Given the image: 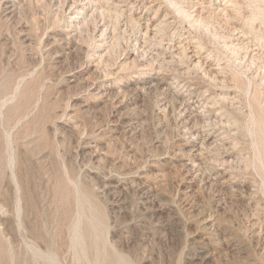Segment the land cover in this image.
Listing matches in <instances>:
<instances>
[{
    "label": "rangeland",
    "instance_id": "1",
    "mask_svg": "<svg viewBox=\"0 0 264 264\" xmlns=\"http://www.w3.org/2000/svg\"><path fill=\"white\" fill-rule=\"evenodd\" d=\"M175 2L0 0V264H264V0Z\"/></svg>",
    "mask_w": 264,
    "mask_h": 264
},
{
    "label": "bare ground",
    "instance_id": "2",
    "mask_svg": "<svg viewBox=\"0 0 264 264\" xmlns=\"http://www.w3.org/2000/svg\"><path fill=\"white\" fill-rule=\"evenodd\" d=\"M170 2L172 4H174L175 6L177 5V2H175V0H170ZM11 10V9H10ZM14 11V10H13ZM224 12V11H223ZM227 13V12H226ZM228 16V15H227ZM117 17V16H116ZM257 18H255L256 20ZM89 21V20H88ZM81 29V28H80ZM143 85V84H142ZM198 107V106H197ZM199 108V107H198ZM197 110V109H196ZM197 113V111H196ZM202 114V113H201ZM194 116V115H193ZM197 117V116H196ZM199 117V116H198ZM202 118V117H201ZM205 121V120H204ZM208 123V122H207ZM262 123L264 124V119L262 121ZM201 125V124H200ZM214 125V124H213ZM205 126V125H204ZM203 126V127H204ZM212 126V125H211ZM213 127V126H212ZM215 128V127H214ZM195 129V128H194ZM200 129V128H199ZM204 129V128H203ZM212 129V128H211ZM204 133V132H203ZM201 134V133H200ZM213 135V134H212ZM212 135H209L206 133L205 137L206 138H210ZM197 140V139H196ZM199 140V139H198ZM197 140V142H198ZM201 144V143H199ZM194 147V153H195V158L192 160V167L193 169H195L196 166L200 167V164H202V160L203 158L202 153L200 152L201 150H199L197 148V145H193ZM189 166V165H188ZM197 171V170H196ZM221 174V173H220ZM219 177V176H217ZM212 179V178H211ZM218 180V179H217ZM238 197V196H237ZM229 198H233V194L231 193L229 195ZM95 210V211H94ZM94 210L92 209V213L95 215L93 217V219L89 220L88 224H87V230H86V238L88 240H90L93 244L98 245V231L100 230L101 227L104 226V219L103 217L100 215L99 210L94 208ZM95 212V213H94ZM79 226H76L74 229V237H73V243L79 244L81 242V234H80V230H79ZM84 241V240H83ZM104 261V264H124L125 261L124 259L121 257L120 254H118L117 252H113V253H107L104 256V259L102 260Z\"/></svg>",
    "mask_w": 264,
    "mask_h": 264
}]
</instances>
